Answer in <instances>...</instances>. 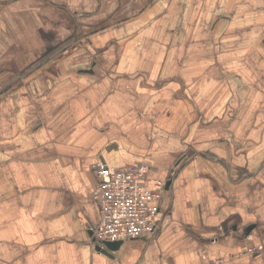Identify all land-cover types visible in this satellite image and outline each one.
<instances>
[{"label": "crops", "instance_id": "obj_1", "mask_svg": "<svg viewBox=\"0 0 264 264\" xmlns=\"http://www.w3.org/2000/svg\"><path fill=\"white\" fill-rule=\"evenodd\" d=\"M141 161L156 227L107 255L95 165ZM213 258L264 264V0H0V264Z\"/></svg>", "mask_w": 264, "mask_h": 264}, {"label": "built area", "instance_id": "obj_2", "mask_svg": "<svg viewBox=\"0 0 264 264\" xmlns=\"http://www.w3.org/2000/svg\"><path fill=\"white\" fill-rule=\"evenodd\" d=\"M156 168L141 161L115 167L103 162L95 165L96 180L91 192L100 218L92 229L96 241H116L138 238L152 233L156 227V202L164 181L156 176ZM243 252L253 253L259 247L244 237ZM220 258L206 264H219Z\"/></svg>", "mask_w": 264, "mask_h": 264}, {"label": "water", "instance_id": "obj_3", "mask_svg": "<svg viewBox=\"0 0 264 264\" xmlns=\"http://www.w3.org/2000/svg\"><path fill=\"white\" fill-rule=\"evenodd\" d=\"M169 183H170V180L167 179L166 182H165V187L166 186L168 187ZM103 243L105 245V248L102 245H100L99 247H100V249H101V251L103 253L109 255V252L108 251L115 250L118 247V245L121 243V240H116V241H108V240H105V241H103Z\"/></svg>", "mask_w": 264, "mask_h": 264}, {"label": "trees", "instance_id": "obj_4", "mask_svg": "<svg viewBox=\"0 0 264 264\" xmlns=\"http://www.w3.org/2000/svg\"><path fill=\"white\" fill-rule=\"evenodd\" d=\"M169 179V178H168Z\"/></svg>", "mask_w": 264, "mask_h": 264}]
</instances>
